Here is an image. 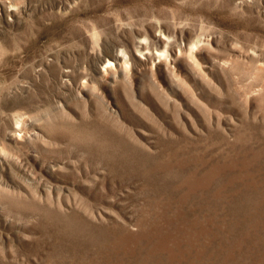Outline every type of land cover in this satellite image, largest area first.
I'll return each instance as SVG.
<instances>
[{"label":"rangeland","instance_id":"374dc122","mask_svg":"<svg viewBox=\"0 0 264 264\" xmlns=\"http://www.w3.org/2000/svg\"><path fill=\"white\" fill-rule=\"evenodd\" d=\"M0 184V264H264V0H0Z\"/></svg>","mask_w":264,"mask_h":264},{"label":"bare ground","instance_id":"6f19581e","mask_svg":"<svg viewBox=\"0 0 264 264\" xmlns=\"http://www.w3.org/2000/svg\"><path fill=\"white\" fill-rule=\"evenodd\" d=\"M144 48H148L147 47V45H143L142 46V48H140L141 50L142 49H144ZM190 50H188L186 47H184V46H181L179 49H178V51L176 52L175 51V49L174 48H171V51H172V53H171V56H173V58L174 59H178V57H179V59L182 57V58H185L186 60H187V62H189V64L192 66V67H194L195 69H196V71L195 72H198L199 73V71L198 70H200V69H202V67H203V62H202V60H201V56H200V54L199 53H201V48H199V52H195L194 51V48H189ZM160 52H161V54H159V56L160 55H162V52H164L163 50H159ZM146 57H147V59H152V58H154V56H153V54H151L150 52H148L147 54H146ZM163 58L160 60L161 62L159 63V66L161 67H164L166 70H169L171 73H173L174 74V76L175 77H180L181 76V74H180V72H178L177 70H176V68L175 67H173V66H171L170 65V61L166 58V56H162ZM117 58H119L118 56H117ZM119 60H120V58H119ZM214 64V63H213ZM218 65L220 66V68H222V67H224L225 66V64L224 63H219L218 62ZM227 65V64H226ZM114 68V66H111V68ZM120 69L121 70H123V71H125V70H127V65H126V61L124 60V62H121L120 63ZM151 73L153 74V75H155V72H154V70H152L151 71ZM181 78V77H180ZM181 84V83H180ZM160 94L162 95V97L164 98V101H165V103L166 104H168V103H170V102H168L170 99H167L166 97H165V94H164V92L163 91H160ZM159 97H161V96H159ZM164 103V104H165ZM117 120V119H116ZM1 152L6 156L7 155V153H6V151H5V149L4 148H1ZM2 184V183H1ZM1 184H0V186H1ZM8 191L7 192H9L10 190L9 189H7ZM5 191V190H4ZM13 193L14 194H16L18 197H22V196H24L23 195V191H18L17 192V190H14L13 191Z\"/></svg>","mask_w":264,"mask_h":264}]
</instances>
